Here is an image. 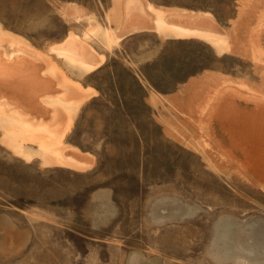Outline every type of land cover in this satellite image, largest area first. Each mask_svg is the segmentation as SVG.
I'll use <instances>...</instances> for the list:
<instances>
[{"label": "rangeland", "instance_id": "374dc122", "mask_svg": "<svg viewBox=\"0 0 264 264\" xmlns=\"http://www.w3.org/2000/svg\"><path fill=\"white\" fill-rule=\"evenodd\" d=\"M263 3L0 0V37L46 55L83 88L72 97L78 105L58 108L71 118L63 157L86 163L47 161L30 141L13 149L0 119V264H264V190L228 185L246 180L238 168L225 171L199 111L212 83L259 87L262 75L241 58L237 33L239 50L219 52L153 24L163 12L207 15L231 37ZM146 23L150 30L128 32ZM70 35L90 57L68 52L87 68L49 51ZM175 164L197 169L202 183Z\"/></svg>", "mask_w": 264, "mask_h": 264}, {"label": "bare ground", "instance_id": "6f19581e", "mask_svg": "<svg viewBox=\"0 0 264 264\" xmlns=\"http://www.w3.org/2000/svg\"><path fill=\"white\" fill-rule=\"evenodd\" d=\"M252 10H254L251 11L253 14L250 12V19L246 21L248 24L236 28L232 36L230 35L231 37L225 36L226 33L207 15L163 14V12L162 17L153 22L158 29L164 32L168 31L180 38H184L183 36L203 38L217 47L219 52L232 53L235 49L237 50V47L233 49L236 45L235 43L233 45V41L237 33L240 36L239 39L242 40V48L239 51L241 58L245 62L249 61L250 65L260 71L259 74L262 75L259 87L256 86L258 83L254 85L245 80L235 83L230 78H222L220 83L216 82L217 85L210 82L212 83L211 86L209 85L211 94L207 95L199 110L201 121L210 130L211 148H216L220 153L226 155L225 171L230 172L232 168H238L237 170L241 173L239 175L243 174V178L246 180L247 184L243 181L239 183L234 178L228 180V185L236 193L246 185L264 190V6L262 9L256 7ZM136 29L138 28L133 26L128 32L136 31ZM0 43L11 50V52L6 51V48L0 45V119L5 118L2 130L9 145H13L12 148L15 150H20L22 143L30 141L38 144L46 154L47 161L57 158L60 164L84 167L86 163L83 160L63 157L62 139L70 126L71 118L62 115V111L60 112L58 108L68 109L71 105H78L80 101H78L79 93L77 94V92L83 88L67 79L56 64L45 57L46 55L43 56L42 53L22 45L21 42L9 36L0 37ZM73 46L77 53L88 52H84L78 40L71 35L62 44L51 47L49 51L83 67L90 64L74 53L68 52V49ZM87 55L90 57V54L87 53ZM89 67L91 66L89 65L88 69ZM215 80L218 79L215 78ZM207 83L209 84V82ZM86 93L87 91H85ZM76 96L78 98L72 100V97L74 99ZM67 113L68 111L66 115ZM198 138L200 139V137ZM183 142L186 146L185 141ZM202 145L194 143L196 149H193L198 153H205L207 149L211 151L207 145H203V148ZM74 155L76 156V154ZM70 161L72 163H68ZM175 166L182 175L192 177L194 186L201 182L196 178L197 169L189 171V168L185 167V170L180 169L182 168L181 164H175Z\"/></svg>", "mask_w": 264, "mask_h": 264}, {"label": "water", "instance_id": "95a60500", "mask_svg": "<svg viewBox=\"0 0 264 264\" xmlns=\"http://www.w3.org/2000/svg\"><path fill=\"white\" fill-rule=\"evenodd\" d=\"M144 4V3H143ZM144 5H146V4H144ZM135 27H138V28H140L141 30H150V27H151V25L150 24H138L137 26H135Z\"/></svg>", "mask_w": 264, "mask_h": 264}]
</instances>
